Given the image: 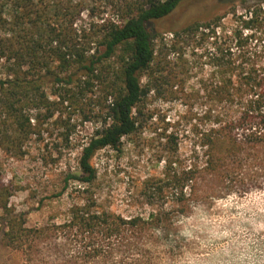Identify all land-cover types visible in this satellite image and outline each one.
<instances>
[{
  "label": "trees",
  "instance_id": "1",
  "mask_svg": "<svg viewBox=\"0 0 264 264\" xmlns=\"http://www.w3.org/2000/svg\"><path fill=\"white\" fill-rule=\"evenodd\" d=\"M189 1L183 21L176 14ZM225 3L229 10L205 18ZM238 6L0 0V151L22 159L34 141L59 160L63 150L80 149L52 195L72 200L60 221L40 226H30L29 211L11 202L20 187L0 164L6 246L27 264H141L168 237L171 211L184 215L193 203L264 183V3ZM153 100L180 101L185 110L170 120ZM78 122L93 130L75 144ZM52 124L62 131L49 146L44 134ZM181 124L191 133L188 157L180 150ZM125 141L142 143L162 163L138 190L149 204L162 199L174 211L126 215L96 195L97 153L121 151Z\"/></svg>",
  "mask_w": 264,
  "mask_h": 264
},
{
  "label": "rangeland",
  "instance_id": "2",
  "mask_svg": "<svg viewBox=\"0 0 264 264\" xmlns=\"http://www.w3.org/2000/svg\"><path fill=\"white\" fill-rule=\"evenodd\" d=\"M256 1L237 0L238 8L243 10L244 6ZM194 2H186L176 17L186 21L189 16L183 17V14L186 15L191 9L189 5ZM225 4L211 7L205 18L229 10L230 5ZM152 103L161 115L170 120L176 119L185 110L180 101L153 100ZM180 129V150L188 157L192 147L189 125L181 124ZM92 130L91 123L78 122L73 134L75 144L87 140ZM61 131L50 125L49 131L44 134L45 142L49 146L57 142ZM30 149L31 153L22 159L8 157L0 151V164L6 180H12L20 187L11 197V202L18 210L29 211L30 226L60 221L72 197L67 194L60 197L52 195L60 190L66 170L77 166L80 149L63 150L59 160L56 159L57 154L49 155L38 142L33 141ZM95 161L100 176L96 183V195L112 209L126 215H148L153 208L161 207L173 210L168 199V202L152 199L154 202L149 204V198L138 190L143 179L163 170L162 163H158L142 143L132 146L125 141L121 151L103 149L97 153ZM171 213L173 227L168 237L164 241L160 239L154 255L140 257L141 264H264V183L252 186L246 193H232L211 202L193 203L184 215L175 211ZM0 264H27L19 250L2 242L1 230Z\"/></svg>",
  "mask_w": 264,
  "mask_h": 264
}]
</instances>
